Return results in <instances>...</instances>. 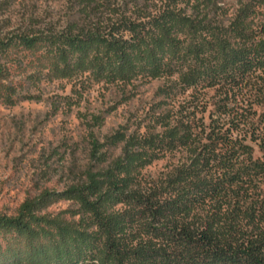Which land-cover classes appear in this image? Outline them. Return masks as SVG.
<instances>
[{"label": "trees", "instance_id": "1", "mask_svg": "<svg viewBox=\"0 0 264 264\" xmlns=\"http://www.w3.org/2000/svg\"><path fill=\"white\" fill-rule=\"evenodd\" d=\"M213 6L186 0L147 29L115 7L104 18L102 6L83 0L63 43L32 27L0 34L1 105L35 99L30 89L43 80L82 74L109 84L164 80L191 98L152 113L141 140L115 138L121 154L106 167L0 214V264H264V133L225 108L209 124L198 117L209 89L264 107V28L242 21L229 32L214 23ZM100 148L94 160L106 165ZM167 156L173 168L141 188L152 158ZM60 203L70 205L50 211ZM202 214V224L191 223Z\"/></svg>", "mask_w": 264, "mask_h": 264}, {"label": "rangeland", "instance_id": "2", "mask_svg": "<svg viewBox=\"0 0 264 264\" xmlns=\"http://www.w3.org/2000/svg\"><path fill=\"white\" fill-rule=\"evenodd\" d=\"M83 0H0V34L26 31L34 28L45 34H54L65 42L75 22H79L78 3ZM107 18L108 7L125 12L124 18L141 27L150 28L155 18L183 9L186 0H92ZM214 3V23L229 32L232 25L244 22L256 30L264 28V0H206ZM104 16V15H103ZM120 34L125 36L123 31ZM228 34V32H226ZM164 80H137L127 83L95 81L82 74L72 80H43L30 89L35 99L16 106L0 104V214L14 215L27 199L44 190L62 191L81 182L93 168L106 167L121 154L122 144L115 145L119 135L141 140L149 130L151 114L177 106L188 94L174 95ZM201 94V93H200ZM204 94V96H203ZM198 97V96H196ZM204 105L198 117L207 124L212 118H232L244 113L264 133L261 115L264 107L242 105L239 100H226L214 89L204 91L200 99ZM225 108L227 114L224 113ZM245 111V112H244ZM92 116L102 118V124L93 125ZM256 158L262 157L256 143ZM100 145L108 163L94 160L93 147ZM177 160L167 156L152 158L144 171L141 188H148L168 173ZM97 170V169H96ZM60 203L51 208L58 212L69 207ZM224 210H222V213ZM206 214L191 223L202 224Z\"/></svg>", "mask_w": 264, "mask_h": 264}]
</instances>
